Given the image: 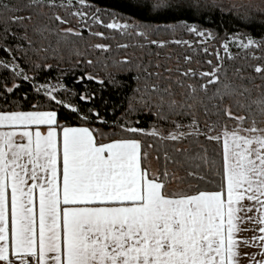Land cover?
I'll list each match as a JSON object with an SVG mask.
<instances>
[{
  "label": "snow or ice",
  "instance_id": "1",
  "mask_svg": "<svg viewBox=\"0 0 264 264\" xmlns=\"http://www.w3.org/2000/svg\"><path fill=\"white\" fill-rule=\"evenodd\" d=\"M204 7L203 0H123L113 11L97 0H0V52L11 58H0V68L11 69L0 76V264H264V55H255L264 53V37L239 36L256 60L247 76L233 68L240 84L229 78L227 43L226 58L215 53L206 71L191 66L193 55L183 57L187 67L173 69L127 51L151 57L154 46L159 57L175 43L196 53L194 42L161 34L211 36L189 23ZM85 32L101 38L87 46L105 61L113 45L104 41L117 32L134 38L117 42L124 53L105 63L136 82L120 118L101 113L87 81L104 87V80L86 71L84 90L72 92L83 105L34 79L35 95L20 94L17 80L30 81L17 60L28 58L24 41L55 37V51L72 48ZM107 75L109 84L119 83ZM145 110L168 127L134 126ZM141 135L160 144L156 170L146 166L144 149L153 145Z\"/></svg>",
  "mask_w": 264,
  "mask_h": 264
},
{
  "label": "trees",
  "instance_id": "2",
  "mask_svg": "<svg viewBox=\"0 0 264 264\" xmlns=\"http://www.w3.org/2000/svg\"><path fill=\"white\" fill-rule=\"evenodd\" d=\"M97 6L102 8H110L113 11H121L123 7V0H97ZM123 16L127 17L130 15L128 10H124L122 13ZM2 16V13H0ZM198 23L202 29L206 30L207 32H211L212 35L209 36L210 40L207 42H203V44L197 45L198 36L196 35H189L187 33H180L182 34L181 37L184 40L188 41H195L191 44L192 49H198L196 53L186 45H176L175 43H170L168 47L159 50L164 51L166 49L171 50V54H174L176 58L180 55L181 60H177V65L181 67H187L183 61V57L185 55H193L194 59L192 61L191 66L194 68H198L200 70H208L209 66L207 65L206 61L208 59H215V53H219L221 57L226 58V53L223 50V45L226 41H228L234 35L239 38L240 35H251L255 39L259 40L261 37H264V21L262 20H253L247 21L241 19V17L231 13L222 11L219 8L213 7L211 5H205L202 9L200 14V18L196 21H189V23ZM2 23V20H0ZM22 34V33H21ZM29 35H32L29 32ZM165 39L170 40L173 36L162 34ZM207 35V34H206ZM179 35L177 36V38ZM161 38H163L161 36ZM34 44L28 45L26 41L23 42L24 47L28 49V58L23 59L21 57H17L18 63L20 68L27 73L30 77V81H23L22 77L17 80V83L21 84L20 94L23 95L24 92H28L29 98L35 95L34 91L32 90L31 80L34 79L37 84H49L56 87V94L59 98L70 100L76 103L85 104L84 101H79V97H73L72 92L78 91L82 92L84 90V83L85 81H80V77L82 73L85 71L88 73H92L95 75H99L105 83L104 87H101L100 83L97 81H87L89 89L96 90V98L94 103L100 106V111L103 115L106 116L109 120L117 119L121 117L124 108L127 106L128 100L127 97L131 96V90L136 87L135 79H129L130 73L127 70H117L113 67L105 68V63L111 65L113 60L120 59L121 55L124 53L125 50L123 49H116L113 46L112 53L108 54V59L105 61L104 57L100 59V54H94L93 50L89 49L87 46L88 39L85 36L84 40H76L75 44L72 48L61 46L60 48L53 51L55 48V37L51 39H45L41 41L40 37L33 36ZM117 40L119 43L120 41L126 40L120 34L117 35ZM132 40V38L130 39ZM171 41V40H170ZM132 42V41H131ZM51 44L52 47H49ZM207 47L208 52H204V48ZM47 49V50H45ZM79 50L82 53L81 56L76 54V50ZM153 54L154 57L151 60L153 64L156 63L158 57L155 55V51L157 49L153 46ZM128 52H133L129 50ZM234 59L227 60V67L229 78L235 84H240L241 81L236 77V74L233 72L234 67H239L243 69V75L247 76L251 73V65L256 63V60L253 59L251 54L246 52V50L239 48L233 50L231 52ZM256 56L264 55V53L256 52ZM0 58H8L5 53L0 52ZM87 59H91L94 61L93 65H87L85 61ZM99 60V62H97ZM168 60V59H167ZM149 60H145L144 62L147 63ZM182 61V62H181ZM199 61V63H197ZM50 65L51 67H45L41 69H35L34 65ZM176 65V66H177ZM166 66V65H165ZM174 67L173 69H175ZM155 70V69H153ZM163 71V69H160ZM108 72H112L115 76V79L119 82L117 84H109L108 83ZM11 69L7 72L0 68V76L10 75ZM134 77L135 73H131ZM165 75H168L165 73ZM174 77L178 75V73L172 74ZM255 84L260 83L259 79L257 78L254 81ZM63 85V88H60V85ZM10 86V82H9ZM249 88H252V84L247 85ZM179 91V89H177ZM253 97L257 96L258 93L254 90L252 93ZM103 101H107V110L103 105ZM112 105H116L115 110H112ZM88 106H92L91 103ZM26 107V105H25ZM63 115V114H62ZM200 121L203 124L204 116L200 114ZM134 119L136 121L134 126H138L144 128L146 130L151 129L154 124L157 126L163 124L165 127H168L167 123L164 121H157L155 115L150 114L149 112L142 111L138 115H134ZM169 119H179L178 117H169ZM75 123V121H73ZM140 138L144 141V144H152V148L145 147V151L149 154L148 159L145 162L146 166H148L149 159H153L156 168L160 167L163 163V153L162 149L160 151V160L156 159L157 156V149L160 148V144L156 138L150 135H141ZM203 139V138H201ZM170 143V142H166ZM211 152V147L209 148Z\"/></svg>",
  "mask_w": 264,
  "mask_h": 264
},
{
  "label": "rangeland",
  "instance_id": "3",
  "mask_svg": "<svg viewBox=\"0 0 264 264\" xmlns=\"http://www.w3.org/2000/svg\"><path fill=\"white\" fill-rule=\"evenodd\" d=\"M203 3L205 5H211L213 7L219 8L222 11H225V12H231V13L241 17V19L244 20L245 22L253 21V20H262V21H264V12L259 10L261 8H264V0H203ZM74 10L75 9H73V11ZM61 12H63L62 9H61ZM69 19H72V18L69 17ZM120 22L123 23L124 21L120 20ZM99 30L100 31H104L106 33V35H112L113 34L111 30H107V29H105L103 27H100ZM117 35H119L118 32L115 33V39L107 40V41H104V42H109L113 46H115L116 43L118 42ZM178 35H179V37L177 38ZM181 35L182 34L178 33L176 36H173L170 40L181 39L182 38ZM85 36L91 42H96V41L101 40V38H99V37H91V36H89L87 34V32H85ZM161 36L163 38L167 37V36H163L162 34H161ZM123 37L126 38V40H122L120 42H122V43H131V41H132V40H130L131 37H127V36H123ZM132 39H134V38H132ZM209 40H210V38L206 34L204 36H198L197 45L203 44V42H207ZM89 41H88V43H89ZM195 41L193 40L191 42H195ZM88 43H87V45H88ZM225 43H227L229 45V52L230 53L233 50L241 48L240 47V39L239 38H236L235 41H234L233 37H231ZM150 47H153V46H150ZM89 49H91V48H89ZM91 50H93V49H91ZM129 50H132V48H129L127 51H129ZM93 51H94L93 53L97 55L98 52L96 50H93ZM133 51H135L137 56L142 57L143 61L152 60L153 57H154V54L151 57H149L146 52L141 53V51L139 49H135ZM128 53L131 54L132 52H128ZM181 56L182 55H180L178 58H176V56L174 54H171V50L166 49L164 51H161V55L158 57V61L162 65H166L167 67L174 68L177 65L176 64L177 60L180 59ZM100 57H101L100 59H102L103 56L100 55ZM169 57H171V58L169 59ZM148 167L151 170H156L157 169L156 168V164H155V162H154V160L152 158L149 159Z\"/></svg>",
  "mask_w": 264,
  "mask_h": 264
},
{
  "label": "crops",
  "instance_id": "4",
  "mask_svg": "<svg viewBox=\"0 0 264 264\" xmlns=\"http://www.w3.org/2000/svg\"><path fill=\"white\" fill-rule=\"evenodd\" d=\"M243 235L250 236L251 233L250 232H245V233H243ZM252 250L255 251V249H252ZM256 258L259 259L260 257L257 255Z\"/></svg>",
  "mask_w": 264,
  "mask_h": 264
}]
</instances>
